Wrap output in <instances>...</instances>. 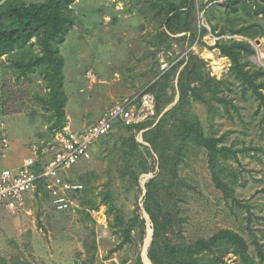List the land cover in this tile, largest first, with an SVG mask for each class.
<instances>
[{"label":"rangeland","instance_id":"1","mask_svg":"<svg viewBox=\"0 0 264 264\" xmlns=\"http://www.w3.org/2000/svg\"><path fill=\"white\" fill-rule=\"evenodd\" d=\"M20 1L31 5L45 0ZM244 1L253 7L234 12L224 1L195 0L189 23L192 33L173 34L163 26L149 0H72L74 24L59 49L66 62V125L73 130L94 124L107 107L128 98H140L144 93L155 98L148 92L151 85L176 63L188 61L190 54L205 61L206 73L225 81L216 95L207 98L208 103L194 101L193 109L206 134L223 137L225 145L237 153V160L234 156L228 160V175L223 177L236 201L215 186L205 154L192 153L181 171L195 188L185 191L188 219L184 235L193 240L221 229L234 230L247 240L255 264H264V107L251 90L230 77L231 61L215 48L217 33L222 31L226 40L246 39L231 35V30L242 27L264 32V15L256 12L264 1ZM249 41L256 50L251 62L264 69V37ZM40 51L33 40L24 49L0 58V170L20 166L33 152L46 148L55 133L56 118L43 103L48 95L43 75L39 71L24 73V68L17 67ZM177 79H170L175 89L168 93L178 97ZM155 115L156 108L142 123L154 121ZM3 134L8 148L3 147ZM112 134L97 145L92 161L71 173V179L85 187L81 176L92 174L97 208L84 212L76 199L74 211L61 213L46 193L35 195L29 213L0 218V264H82L89 258L94 264L132 262L136 248H119L123 238L113 223L118 214L132 215L138 195L143 209L145 184L159 172L158 157L146 153L154 172L140 177L141 195L137 187L120 180L117 172L122 144L131 133L117 127ZM136 139L145 143L142 132ZM93 173L100 178L96 180ZM105 190L115 194L117 209L112 215L100 204ZM149 226L152 223L147 219V234ZM221 264L244 263L229 254Z\"/></svg>","mask_w":264,"mask_h":264},{"label":"trees","instance_id":"2","mask_svg":"<svg viewBox=\"0 0 264 264\" xmlns=\"http://www.w3.org/2000/svg\"><path fill=\"white\" fill-rule=\"evenodd\" d=\"M149 1L156 14L162 17L163 26L171 33H192L189 23L195 0H181L179 4L173 0ZM214 1H224L227 6L231 4L234 12L239 11V8L249 10L253 7L244 0H235L234 3L232 0ZM71 2L72 0H45L39 4L26 5L20 0H9L0 7V58L24 49L33 40L41 49L40 55L32 57L28 62H18L17 67L24 68V73L39 71L43 75L48 90L43 103L56 118L54 135L67 126L65 108L68 99L64 75L66 62L59 48L74 24L70 11ZM256 12L264 15V7L258 6ZM224 34L223 31L217 33L215 48L231 61L230 77L244 89L251 90L260 101V106L264 107V69L251 62L256 50L249 41L264 37V32L253 27L231 30L232 36L246 38L243 40L235 37L226 40L222 38ZM205 68V61L194 54L189 55L188 61L176 63L148 89V92L155 95V120L128 127L117 125L131 133L122 144L121 160L117 162L120 180L137 187L142 195L140 177L154 172L146 153L152 158L153 154L158 157L159 167V172L145 184L143 209L138 195L132 215L125 217L118 214L113 223L114 229L123 238L119 248H136L129 264H145L142 248L147 239V220L143 217V210L149 215L151 229L154 230L148 248V261L151 260L149 262L152 264H221L229 254L239 256L244 264H255L249 254L247 240L234 230L221 229L209 237L201 236L193 240L184 235L188 219L184 209V203L187 202L185 191H194L195 188L181 176V171L192 153L198 151L205 154L215 186L225 196L236 201L232 187L223 177L228 175V160L231 156L237 160V153L225 145L223 137L207 135L193 109L194 101L208 103L207 98L216 95L225 85L224 80L206 73ZM176 76L179 100L175 104L177 94L169 95L168 90L175 89L174 85H170V79ZM168 107L170 109L166 111ZM157 118L158 121L155 122ZM141 132L143 141L149 146L137 141L136 135ZM112 133L99 143L109 139ZM93 174L96 180L100 178L98 174ZM91 176L92 174L81 176L86 187L83 185L84 188L74 195L84 212L97 208ZM71 182L76 181L71 179ZM102 195L100 204L108 207L109 215L114 214L117 209L115 194L105 190ZM84 214L91 216L89 213ZM259 254L263 257L261 251ZM82 264H94V259L89 258ZM123 264H128V261H123Z\"/></svg>","mask_w":264,"mask_h":264},{"label":"built area","instance_id":"3","mask_svg":"<svg viewBox=\"0 0 264 264\" xmlns=\"http://www.w3.org/2000/svg\"><path fill=\"white\" fill-rule=\"evenodd\" d=\"M139 100V102H138ZM155 114V98L144 93L116 105L107 107L99 119L81 130L70 126L58 131L41 153L33 152L13 169L0 170V218L28 212V205L37 194L46 193L58 212L74 211V195L84 186L71 182V173L93 160L98 143L114 132L117 125L139 124ZM4 148L9 141L2 136Z\"/></svg>","mask_w":264,"mask_h":264},{"label":"water","instance_id":"4","mask_svg":"<svg viewBox=\"0 0 264 264\" xmlns=\"http://www.w3.org/2000/svg\"><path fill=\"white\" fill-rule=\"evenodd\" d=\"M7 1H9V0H1L0 1V7L2 6V5H4ZM1 24H2V22H0ZM261 43V41L259 40L258 41V44H260ZM178 100H179V97L177 98V100H176V102H175V104L178 102ZM170 109V107H168L167 109H166V111H168ZM146 145H148V144H146ZM149 146V145H148ZM146 194V188H145V192H144V195ZM145 215L148 217H145L146 218V220L147 219H149L150 220V217H149V215L145 212ZM153 234H154V230L152 229V238H151V242H152V239H153ZM151 242L148 244V247H146V242L144 243V247H143V252H144V249H146V251H147V255H148V248H149V246H150V244H151ZM143 252H142V258L144 257L143 256ZM143 261H144V259H143ZM151 261V260H150ZM152 263V262H151Z\"/></svg>","mask_w":264,"mask_h":264},{"label":"bare ground","instance_id":"5","mask_svg":"<svg viewBox=\"0 0 264 264\" xmlns=\"http://www.w3.org/2000/svg\"><path fill=\"white\" fill-rule=\"evenodd\" d=\"M210 55V54H209ZM223 67H219V70H221ZM147 217V216H146ZM148 218V217H147ZM149 220V219H148ZM151 238H152V229L151 227L149 226L148 228V234H147V239H146V247H148V244L151 242ZM143 252V251H142ZM143 259H144V263L145 264H152L148 261V257H147V251L146 249H144V252H143Z\"/></svg>","mask_w":264,"mask_h":264}]
</instances>
